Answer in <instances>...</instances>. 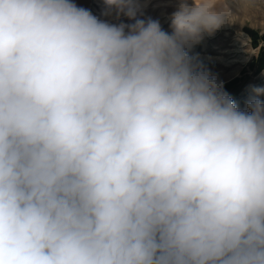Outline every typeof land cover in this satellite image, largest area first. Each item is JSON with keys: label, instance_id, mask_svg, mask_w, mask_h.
<instances>
[{"label": "clouds", "instance_id": "1", "mask_svg": "<svg viewBox=\"0 0 264 264\" xmlns=\"http://www.w3.org/2000/svg\"><path fill=\"white\" fill-rule=\"evenodd\" d=\"M254 2L0 0V264H264V88L185 51Z\"/></svg>", "mask_w": 264, "mask_h": 264}, {"label": "rangeland", "instance_id": "2", "mask_svg": "<svg viewBox=\"0 0 264 264\" xmlns=\"http://www.w3.org/2000/svg\"><path fill=\"white\" fill-rule=\"evenodd\" d=\"M77 6L89 10L99 20L119 25L134 24L137 19L159 22L161 29L172 34L173 13L180 10L185 0H136L139 11L129 18L117 14L106 0H72ZM191 6L193 0H186ZM199 2V0H198ZM225 3L231 0H224ZM230 23L225 22L212 34L204 33L200 39L185 46V51L213 77L222 91L242 111H249L248 102L255 97V89L264 88V64L259 66L258 57L264 47V0H255L247 7L236 8ZM127 31V29H126ZM264 101V95L259 97Z\"/></svg>", "mask_w": 264, "mask_h": 264}, {"label": "trees", "instance_id": "3", "mask_svg": "<svg viewBox=\"0 0 264 264\" xmlns=\"http://www.w3.org/2000/svg\"><path fill=\"white\" fill-rule=\"evenodd\" d=\"M259 66L264 64V47H262L260 55L258 57Z\"/></svg>", "mask_w": 264, "mask_h": 264}]
</instances>
